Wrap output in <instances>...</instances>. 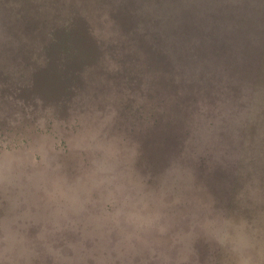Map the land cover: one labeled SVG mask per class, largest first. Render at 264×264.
<instances>
[{
	"label": "rangeland",
	"instance_id": "obj_1",
	"mask_svg": "<svg viewBox=\"0 0 264 264\" xmlns=\"http://www.w3.org/2000/svg\"><path fill=\"white\" fill-rule=\"evenodd\" d=\"M0 264H264V0H0Z\"/></svg>",
	"mask_w": 264,
	"mask_h": 264
}]
</instances>
